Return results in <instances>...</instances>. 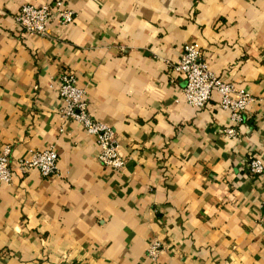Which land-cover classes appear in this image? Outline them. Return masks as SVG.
Segmentation results:
<instances>
[{
  "label": "crops",
  "instance_id": "crops-1",
  "mask_svg": "<svg viewBox=\"0 0 264 264\" xmlns=\"http://www.w3.org/2000/svg\"><path fill=\"white\" fill-rule=\"evenodd\" d=\"M52 1L0 0V155L58 152L57 174L0 182V264H264V185L246 168L264 160V0H62L72 23L16 33L12 12ZM186 45L250 93L240 121L217 92L185 101L168 62ZM66 71L115 131L123 170L59 114Z\"/></svg>",
  "mask_w": 264,
  "mask_h": 264
},
{
  "label": "built area",
  "instance_id": "built-area-1",
  "mask_svg": "<svg viewBox=\"0 0 264 264\" xmlns=\"http://www.w3.org/2000/svg\"><path fill=\"white\" fill-rule=\"evenodd\" d=\"M75 11L63 5L62 0L35 4L26 2L11 13L17 34L43 35L52 19L57 18L60 25H68L74 21ZM172 77L183 81L181 89L185 101L191 106L206 108L211 94L217 92L221 96L220 107L231 111L234 120L240 121L249 102L253 100L250 93L237 89L213 72L202 50L196 45H186L176 62H168ZM57 94L60 102L59 114L62 119L72 120L83 127L87 133L96 137L99 145L98 162L105 168L121 171L127 163L117 140L115 131L102 120L93 117L90 98L84 87L78 85L77 76L72 71L62 73L57 80ZM229 137H237L236 128L226 129ZM58 152L53 146L38 150H30L26 158H16L10 146H6L0 155V182L11 185L15 175L26 177L37 172L41 177H49L58 173ZM246 168L253 176L259 178L264 185V160L259 155H251L246 160ZM264 220V213L262 215ZM164 245L155 239L148 247L147 254L155 259Z\"/></svg>",
  "mask_w": 264,
  "mask_h": 264
}]
</instances>
